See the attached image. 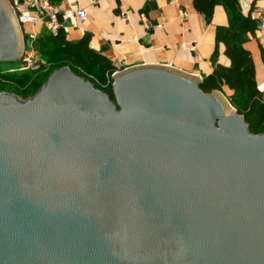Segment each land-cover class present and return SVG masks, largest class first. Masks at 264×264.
<instances>
[{"label":"water","instance_id":"obj_1","mask_svg":"<svg viewBox=\"0 0 264 264\" xmlns=\"http://www.w3.org/2000/svg\"><path fill=\"white\" fill-rule=\"evenodd\" d=\"M25 35L0 0V64ZM0 93V264H264V132L160 65Z\"/></svg>","mask_w":264,"mask_h":264},{"label":"crops","instance_id":"obj_2","mask_svg":"<svg viewBox=\"0 0 264 264\" xmlns=\"http://www.w3.org/2000/svg\"><path fill=\"white\" fill-rule=\"evenodd\" d=\"M56 4L63 11L87 10L85 22L66 40L87 36L90 49L109 59L115 72L160 65L202 81L212 74L215 51L216 66L230 64L223 44L217 45L215 39L216 29L228 26L223 6L214 8L207 24L193 0H62ZM237 5L244 17L256 19L264 2L237 0ZM249 38L244 49L252 56L257 88L264 92V36L255 31Z\"/></svg>","mask_w":264,"mask_h":264},{"label":"trees","instance_id":"obj_3","mask_svg":"<svg viewBox=\"0 0 264 264\" xmlns=\"http://www.w3.org/2000/svg\"><path fill=\"white\" fill-rule=\"evenodd\" d=\"M218 5L223 6L226 12L228 26H219L216 29V44H223L224 55L230 64L228 67L216 66L215 51L212 54V74L204 77L199 88L205 93H223L229 104L242 115L249 131L256 135L264 132V92L257 88L253 59L244 49V44L250 41L249 36L254 37L258 21L250 16L244 17L238 9L237 0H193L195 10L203 15L207 24L210 23L214 8ZM29 31L28 28L23 29L25 38ZM32 45L39 61L49 67L47 73L39 77L37 73L43 68L37 71H19L21 66L16 68L15 71L20 72L22 84L31 90L32 96L54 69L68 67L76 75L89 80L99 90L108 93L114 100L111 75L115 73V69L109 59L90 49L87 36L77 41H67L62 32L53 35L43 28ZM5 71L8 70L3 72ZM3 72L0 71V74Z\"/></svg>","mask_w":264,"mask_h":264},{"label":"built area","instance_id":"obj_4","mask_svg":"<svg viewBox=\"0 0 264 264\" xmlns=\"http://www.w3.org/2000/svg\"><path fill=\"white\" fill-rule=\"evenodd\" d=\"M8 6L13 12L18 25L22 29H30L26 33V42L30 45L29 49L33 51V42L40 30L45 28L49 33L56 35L62 32L65 37L69 33L78 29L87 19L88 12L85 9L82 10H60L56 2L50 0H6ZM256 2H264V0H250ZM256 21H258L256 32L264 36V7L259 11ZM40 28L36 30L35 28ZM27 39V40H26ZM26 48V47H25ZM28 56V55H27ZM30 58V56H28ZM28 60V59H26ZM45 64V63H44ZM25 67H20V70H24ZM116 73V72H115ZM113 73L111 76L114 77Z\"/></svg>","mask_w":264,"mask_h":264},{"label":"rangeland","instance_id":"obj_5","mask_svg":"<svg viewBox=\"0 0 264 264\" xmlns=\"http://www.w3.org/2000/svg\"><path fill=\"white\" fill-rule=\"evenodd\" d=\"M29 46L30 45L26 42V48L20 60L21 64L20 63L0 64V71L3 72L4 70H8L0 74V93H4V92L10 93L18 97L20 100L32 97L33 93L31 92V90H29L24 84H22L20 72L15 71L17 67L24 66L25 69L23 71H27V70L37 71L38 69L43 68L42 71H39L37 73L38 77L47 73V70L49 68L48 65L46 64L43 65L42 62L39 61L37 55H35L34 52L29 49L30 48ZM27 55L30 56V58H28Z\"/></svg>","mask_w":264,"mask_h":264}]
</instances>
